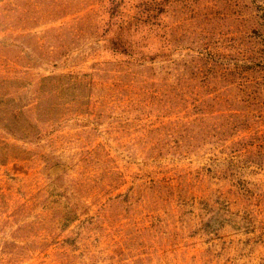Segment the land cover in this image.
Segmentation results:
<instances>
[{"label":"rangeland","instance_id":"obj_1","mask_svg":"<svg viewBox=\"0 0 264 264\" xmlns=\"http://www.w3.org/2000/svg\"><path fill=\"white\" fill-rule=\"evenodd\" d=\"M0 264H264V0H0Z\"/></svg>","mask_w":264,"mask_h":264}]
</instances>
